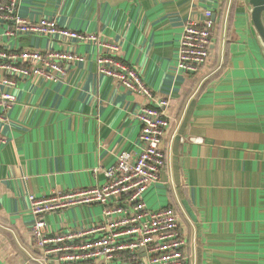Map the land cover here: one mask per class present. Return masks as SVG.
I'll return each mask as SVG.
<instances>
[{
  "label": "crops",
  "instance_id": "obj_1",
  "mask_svg": "<svg viewBox=\"0 0 264 264\" xmlns=\"http://www.w3.org/2000/svg\"><path fill=\"white\" fill-rule=\"evenodd\" d=\"M205 8L217 22L209 63L185 74L177 65L184 26ZM248 12L245 0H19L24 19L116 43L119 58L169 99L167 165L144 200L177 210L184 264H264V50ZM13 27L0 20V48L83 57L58 81L0 73V99L14 96L0 105V264H59L33 242L30 197L103 185L102 171L121 152L140 150L137 113L146 100L99 71L95 44L10 36ZM103 211L101 204L53 211L47 230L91 227Z\"/></svg>",
  "mask_w": 264,
  "mask_h": 264
},
{
  "label": "built area",
  "instance_id": "obj_2",
  "mask_svg": "<svg viewBox=\"0 0 264 264\" xmlns=\"http://www.w3.org/2000/svg\"><path fill=\"white\" fill-rule=\"evenodd\" d=\"M19 0H0V20L13 25L7 33L60 37L65 41L95 44L99 50V71L124 89L140 93L145 104L137 113L141 129L138 153L123 151L115 163L102 172L103 185L55 192L48 197H30L36 217L31 234L45 260L59 264H184L188 243L180 230L179 214L172 206L151 209L145 192L157 183L166 169L165 138L170 122L169 99L158 98L136 69L119 58V46L92 32L58 26L41 19L32 22L18 15ZM214 11L205 8L198 18L186 22L180 41L178 69L185 74L202 73L208 66L216 28ZM83 59L72 52H44L35 49L11 51L0 48V73L21 79L32 77L48 81L65 79L71 64ZM5 84H14L9 78ZM14 99L4 92L0 105L9 107ZM182 141L200 143L201 138ZM101 170L96 169V173ZM79 204H101L103 219L91 227L64 232L47 230L45 215Z\"/></svg>",
  "mask_w": 264,
  "mask_h": 264
},
{
  "label": "water",
  "instance_id": "obj_3",
  "mask_svg": "<svg viewBox=\"0 0 264 264\" xmlns=\"http://www.w3.org/2000/svg\"><path fill=\"white\" fill-rule=\"evenodd\" d=\"M253 26L264 43V0H249ZM216 15H214L215 18Z\"/></svg>",
  "mask_w": 264,
  "mask_h": 264
},
{
  "label": "rangeland",
  "instance_id": "obj_4",
  "mask_svg": "<svg viewBox=\"0 0 264 264\" xmlns=\"http://www.w3.org/2000/svg\"><path fill=\"white\" fill-rule=\"evenodd\" d=\"M245 7L248 9V14H249V19L250 21H252L251 19V10H252V5L249 3V0H245ZM252 23V22H251ZM257 37H258V40L260 41V44H261V47L262 49L264 50V43L262 41V39L260 38L259 34L257 33Z\"/></svg>",
  "mask_w": 264,
  "mask_h": 264
},
{
  "label": "trees",
  "instance_id": "obj_5",
  "mask_svg": "<svg viewBox=\"0 0 264 264\" xmlns=\"http://www.w3.org/2000/svg\"><path fill=\"white\" fill-rule=\"evenodd\" d=\"M223 5H221V6H224L225 5V1H223V3H222Z\"/></svg>",
  "mask_w": 264,
  "mask_h": 264
}]
</instances>
